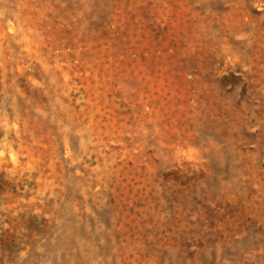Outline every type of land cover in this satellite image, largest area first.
Here are the masks:
<instances>
[{
	"label": "rangeland",
	"instance_id": "1",
	"mask_svg": "<svg viewBox=\"0 0 264 264\" xmlns=\"http://www.w3.org/2000/svg\"><path fill=\"white\" fill-rule=\"evenodd\" d=\"M0 264H264V0H0Z\"/></svg>",
	"mask_w": 264,
	"mask_h": 264
}]
</instances>
